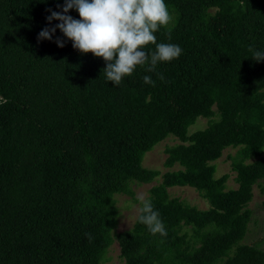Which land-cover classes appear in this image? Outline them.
<instances>
[{"label":"trees","instance_id":"obj_1","mask_svg":"<svg viewBox=\"0 0 264 264\" xmlns=\"http://www.w3.org/2000/svg\"><path fill=\"white\" fill-rule=\"evenodd\" d=\"M64 5L0 0V264H102L113 241L122 264H264V250L240 242L252 186L264 195V60L249 52L264 53V0H165L170 19L156 44L182 54L152 72L137 65L119 85L106 79L108 61L59 28L38 39L61 23L49 22L52 12L81 19ZM156 44L142 50L150 56ZM197 117L206 126L188 132ZM168 135L178 142L163 148L162 164L177 168L143 167ZM226 147L235 148L233 189L227 174L213 176ZM158 175L146 201L166 235L139 221L144 202L114 233V196ZM174 186L193 188L208 207L170 196Z\"/></svg>","mask_w":264,"mask_h":264},{"label":"clouds","instance_id":"obj_2","mask_svg":"<svg viewBox=\"0 0 264 264\" xmlns=\"http://www.w3.org/2000/svg\"><path fill=\"white\" fill-rule=\"evenodd\" d=\"M74 7L81 19L52 12L47 18L49 22L57 19L61 23L42 30L38 39H52L56 28H59L82 53L92 52L109 62L104 69L106 79L115 85H119L123 77L131 75L137 65L147 64V71L152 72L158 62L171 61L183 52L176 44H156L153 33L158 26H166L170 19L165 0H65L63 12L67 13ZM56 42L58 46H64L59 38ZM149 43L156 44V51L150 56L142 50ZM249 52H252L254 60H264V53L253 51L251 46ZM159 78L163 81V74H159ZM143 80L155 85L150 76H144ZM139 199L144 198L141 196ZM141 212L139 221L147 225L149 231L166 235L159 213L150 201H144ZM85 235L89 241L92 240L90 233Z\"/></svg>","mask_w":264,"mask_h":264},{"label":"rangeland","instance_id":"obj_3","mask_svg":"<svg viewBox=\"0 0 264 264\" xmlns=\"http://www.w3.org/2000/svg\"><path fill=\"white\" fill-rule=\"evenodd\" d=\"M206 124V118L197 117L194 123L188 126V132L202 129ZM177 142L178 140L176 138L168 135L162 141L156 143L149 151L143 154L141 161L142 166L148 169L157 170L159 174L163 173L165 170L176 169V165L171 168H166L162 163L165 157L163 148ZM234 151L235 148L226 147L222 150L221 156L212 161L215 167L213 173L214 177L227 174V179L225 181L226 189H233L236 187V183L233 181L234 172L230 169L227 157V154H234ZM159 180L160 176L158 175L148 183H131L130 186L133 191V196L127 194H116L114 196L115 206L117 208L115 226L113 228L114 233L131 226L140 210L141 203L146 201L148 197L149 188L158 183ZM167 192L170 196L177 197L198 209H206L208 207L207 201L201 198L199 194L189 186L169 187L167 188ZM141 196L144 198L143 200L139 199ZM246 208L250 210V217L245 234L240 242L252 244L264 250V195L259 193L258 188L255 185L252 186V197L246 204ZM102 264H122L121 259L118 257V245L116 241H113V243L107 248L105 260L102 261Z\"/></svg>","mask_w":264,"mask_h":264}]
</instances>
